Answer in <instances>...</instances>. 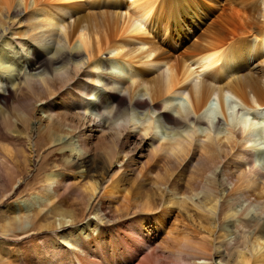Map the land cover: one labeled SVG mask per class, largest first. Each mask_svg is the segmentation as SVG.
Masks as SVG:
<instances>
[{
  "label": "bare ground",
  "instance_id": "bare-ground-1",
  "mask_svg": "<svg viewBox=\"0 0 264 264\" xmlns=\"http://www.w3.org/2000/svg\"><path fill=\"white\" fill-rule=\"evenodd\" d=\"M51 91L58 100L42 98ZM1 102L9 140L29 134L36 110L33 147L54 146L64 166L85 172L40 165L33 203L9 206L4 194L29 159L0 145V206L14 213L0 224L12 241L0 264H212L223 256L220 214L222 236L235 242L222 262L264 264V0H0ZM131 140L190 167L189 177L154 196L117 188L113 176L128 168L143 177L142 166L130 169ZM77 177L80 197L62 200ZM43 200L67 227L63 238L34 213ZM186 203L209 223L172 207ZM30 212L31 226L16 231Z\"/></svg>",
  "mask_w": 264,
  "mask_h": 264
},
{
  "label": "rangeland",
  "instance_id": "rangeland-1",
  "mask_svg": "<svg viewBox=\"0 0 264 264\" xmlns=\"http://www.w3.org/2000/svg\"><path fill=\"white\" fill-rule=\"evenodd\" d=\"M213 9L215 10L216 7ZM215 13L216 12H213L212 15H210V17L212 18ZM100 57L102 59L103 58L105 59V55H101ZM54 91H56V90L54 89ZM54 91H51V94H50L51 96H49V98L47 96L42 97V98L43 99L53 98V99L58 100V96H57L58 94H57V92L53 93ZM8 103H9V109H13V106L16 105V103H14L13 105L10 104V101ZM1 104H3V102H1L0 105ZM32 115H33V119L30 122L28 121V123H27V127L30 128L29 134L28 135H24V134L22 135L21 134L20 139L22 141L19 140V144L9 140L7 138L6 128L4 126L0 127V145L7 144V145L11 146V147H9L10 149L12 148L13 150L16 149V151L19 150L20 152H24V153H22L23 156L21 155V153L18 154V159H20V161H21L22 158L24 159L25 156L27 155V158L29 159V166H30L29 169H28V167L26 168L27 172L24 170L23 173L21 174V176H18L19 178L17 177L15 180H13L12 185H10L9 190L8 189L6 190L8 193L4 194V196L6 195V197H7L6 203L8 202L9 206H11L12 204H16V202L18 200L25 201V202H28L30 204L33 203L32 202V197L34 196L32 194L33 189H35L40 184V177L39 176H41V174L38 172V168L40 165H43V167L47 164H48L47 167H50L51 165L55 166V167L58 166L61 170H64L66 173H70V174H73L75 176L85 172V168L74 169L71 166H64L63 159L62 158L60 159V157H59V156H61V153L59 150L55 149L56 147H54V146L48 147L47 145H45V146H41V145L39 146L38 145L40 148L38 147L39 149L37 148V150H36V148L33 147L36 144V141L38 140V136H39L38 130L36 131V126L38 127L37 121L40 117V113H38V111L34 110ZM250 118L252 120H254L255 122L258 121V119L252 117V115H250ZM143 123L144 122H142V120H137L136 126L138 128H136L137 130H133V132L137 133L138 129L142 128ZM61 135L64 136L63 134H61ZM160 135L161 134H159V136ZM94 136H95V133H94ZM94 136H93V140L90 143H94ZM42 140H44L43 137H42ZM106 140H107V138H106ZM135 143H137V144L135 145ZM37 144H39V143H37ZM130 144L126 147L127 149L125 148V150L126 151L128 150L129 153L133 157L132 158L133 162H132V166L130 167V169L134 168V167L138 168V167L142 166V168L144 170L143 177H142V180L139 181L136 178L135 174L132 173V171H129V168H128L125 170L124 174L120 173L121 175L118 174L119 176H117V174H116V176L115 175L113 176L114 178L118 177L117 179L115 178L114 181H112V183H111V184H113V182H114V184H115L114 186H116L117 188H121V189H123V187H124V189H127V187L128 188L129 187L134 188V189L136 188L137 191L139 190L138 192H140L142 196H145V195H147V196L153 195L154 196L155 192L157 193L156 188H158L160 186L162 187L163 185L167 184L168 181L172 180L173 182H177L179 180L180 182L184 183V181L186 180L185 178L189 177L188 175L190 173V167L184 168V167H181L177 164L172 165L169 162L167 157L160 156L158 154L149 157L148 156V150H150L152 148L149 149L148 146H146V145H148L147 142H140V140H136V142H135L134 140H131ZM96 149L98 151V147ZM29 154H31V156ZM12 155H13V153L10 156H12ZM117 157H120V159H122L121 158L122 154L117 155L115 157V159H113V161L115 160V165H116L115 167L118 168L119 167L118 161H120V159H118ZM148 157H149V159H148ZM15 158L16 157H14V159ZM14 159H13V161H14ZM116 159H117V161H116ZM123 159H127V158H123ZM44 163H46V164H44ZM144 163H145V165H144ZM178 166H179V169H178ZM145 170H146V172H145ZM113 171H115V170H113ZM25 172H26V174H25ZM109 172L111 173V170ZM110 173H108V174H110ZM37 175H38V178H37ZM76 179H78V180H76ZM76 179L74 181H72L71 184L68 185V187L66 188V193H63V195H62L63 196L62 200H69L71 202L74 200V202H75V200L78 197H80V194H79L80 193L79 192L80 187L83 185L85 180L82 177H80V178L77 177ZM2 182H3V180L1 179L0 184H3ZM109 183H110V181H107L104 184H106V186H107V185H109ZM98 190L95 191L96 195L98 193L97 192ZM253 193L257 194V190H254ZM4 205L0 206V224L3 223L4 221L7 222L8 218L10 219L11 214L14 215L12 210H10L11 214H9V216H8V213L5 211L7 209V207ZM33 206H34L33 207L34 213L40 212L41 219H42V217L45 218L43 222H46L45 220H47L48 222L51 221L54 224H56V227H57L56 233L59 234V237L63 238L66 235V228L67 227H65V226L62 227L60 225V219L58 216L54 217V215L51 213L50 205H48L43 200V203L37 202V203H34ZM91 206H93V204H91ZM172 207H173V209H176V211H180L182 213V215L183 216L185 215L184 217L190 221L194 220L193 222H199L201 224L206 223L205 225H207L209 223V219L207 218V214H205L201 210H198L194 207H191L190 205H188V203H186L184 206L179 204V205H174ZM15 208L17 209V207H15ZM77 208H79V207H77ZM31 212L28 216L27 215H25L24 217L21 216L22 217L21 222L20 223L17 222V224H16V229H17L16 231H20L21 228H27V227L31 226L30 219L33 216L32 215L33 213H31ZM15 214H17V218H18V216H19L18 211H16ZM221 215L222 214L216 216L217 222H220V223L219 224L216 223L217 225L215 224V230H214L213 236L215 237L214 242H217V245H221V247L218 248L219 250L216 249L215 251L218 252V255H220V254L223 255V256H221V259L224 261L226 258H228L229 254L231 253L232 247L234 246L235 242H227L226 241L231 236L225 237V238L222 236L223 234H225V232L223 229H219V225L221 223L223 224V222L225 223V221H223V215L222 216ZM92 216H93L92 210L88 209L84 213V215L81 217L82 220L80 223H78L77 226L82 227ZM2 218L3 219L5 218L4 221H2ZM231 231H232L231 235L233 233L238 234V232L236 230L234 231V229H231ZM227 232H230V229H228ZM41 234H45V231H41ZM46 234H49L51 236V232H48V233L46 232ZM0 235H1V233H0ZM37 235H38V232L35 233V236H37ZM0 239H1L0 242L3 243V246H2L3 248L0 250V258H1V254L2 255L3 254L8 255V252H6V251L11 248L10 243H12V241L4 243L1 236H0ZM225 241L227 242L228 245H224ZM217 257H218L217 254L213 253L212 264H224L222 262V260L218 259Z\"/></svg>",
  "mask_w": 264,
  "mask_h": 264
}]
</instances>
